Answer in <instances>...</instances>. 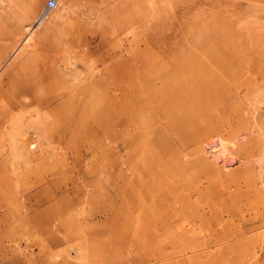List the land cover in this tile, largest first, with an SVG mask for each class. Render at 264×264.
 <instances>
[{
  "label": "rangeland",
  "instance_id": "rangeland-1",
  "mask_svg": "<svg viewBox=\"0 0 264 264\" xmlns=\"http://www.w3.org/2000/svg\"><path fill=\"white\" fill-rule=\"evenodd\" d=\"M45 1L0 0V264H252L264 0Z\"/></svg>",
  "mask_w": 264,
  "mask_h": 264
},
{
  "label": "crops",
  "instance_id": "crops-1",
  "mask_svg": "<svg viewBox=\"0 0 264 264\" xmlns=\"http://www.w3.org/2000/svg\"><path fill=\"white\" fill-rule=\"evenodd\" d=\"M252 242L256 244L254 247L257 250V256L253 259L252 264H264V241L258 240L255 242L252 238Z\"/></svg>",
  "mask_w": 264,
  "mask_h": 264
},
{
  "label": "built area",
  "instance_id": "built-area-1",
  "mask_svg": "<svg viewBox=\"0 0 264 264\" xmlns=\"http://www.w3.org/2000/svg\"><path fill=\"white\" fill-rule=\"evenodd\" d=\"M60 1L61 0H46L42 10L40 11L42 16L47 17L52 10L58 7Z\"/></svg>",
  "mask_w": 264,
  "mask_h": 264
},
{
  "label": "bare ground",
  "instance_id": "bare-ground-1",
  "mask_svg": "<svg viewBox=\"0 0 264 264\" xmlns=\"http://www.w3.org/2000/svg\"><path fill=\"white\" fill-rule=\"evenodd\" d=\"M34 6V5H33ZM44 18H46V17H44V16H42V14L41 13H39V16L37 17V19H36V21L34 22V24H33V26L32 27H34V26H37L39 23H41L43 20H44ZM200 42V41H199ZM108 73V72H107ZM107 75V74H106ZM11 149V148H10Z\"/></svg>",
  "mask_w": 264,
  "mask_h": 264
}]
</instances>
